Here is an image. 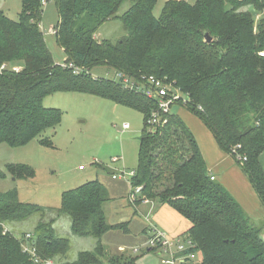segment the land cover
<instances>
[{
  "label": "trees",
  "instance_id": "trees-1",
  "mask_svg": "<svg viewBox=\"0 0 264 264\" xmlns=\"http://www.w3.org/2000/svg\"><path fill=\"white\" fill-rule=\"evenodd\" d=\"M54 1L58 21L52 33L66 61L90 70L107 65L137 79L153 75L172 85L186 99L178 105L198 117L233 156L264 205L259 161L264 151V15L255 30L254 12L247 9L252 4L264 12V0H165L158 16L159 0ZM127 2L128 9L120 13ZM45 8L42 0H21L18 18L12 19L0 7V145L19 147L37 139L54 146L44 133L61 124L62 111L44 105L49 94L86 93L135 108L144 115V127L132 184L142 186V193L135 202L129 193L128 202L137 204L144 197L187 218L186 236L195 242L199 264H264V221H254L222 183L211 179L184 118L170 112L150 130L146 120L158 107L155 101L115 78L75 75L63 68L42 29ZM111 19H119L126 34L116 41L94 37ZM6 170L16 179L35 175L26 164L8 163ZM108 200L107 187L98 179L63 191L58 208L23 202L17 189L0 192V264H36L10 229L36 216L34 230L26 232L36 236L44 258L60 264H137V256L112 254L103 243L110 230L128 232L126 222L109 223ZM63 214L70 217L74 236L95 239L94 247L75 259L68 257L70 239L55 227Z\"/></svg>",
  "mask_w": 264,
  "mask_h": 264
},
{
  "label": "rangeland",
  "instance_id": "rangeland-1",
  "mask_svg": "<svg viewBox=\"0 0 264 264\" xmlns=\"http://www.w3.org/2000/svg\"><path fill=\"white\" fill-rule=\"evenodd\" d=\"M164 1L159 0L155 8L154 13L157 16L160 15ZM187 1L194 3L196 0ZM129 5L127 2L120 13L126 11ZM0 7L10 18L17 19L21 0H0ZM57 21V6L55 1L51 0L44 9L42 29L46 30V41L55 61L63 64L66 53L57 43L51 30ZM96 34L94 37L99 40L105 38L116 41L126 34V30L119 19H111L105 22ZM91 72L94 76L112 78L115 70L107 65H99L91 69ZM43 103L46 107L62 111L61 124L47 129L44 133V136L53 140L54 146L47 147L37 139L19 147L1 144L0 172H5L6 175L0 176V192L17 189L23 202L58 208L63 191L95 179L102 182H118L112 178L113 172H120L123 168L128 172L136 169L139 139L144 127V115L141 111L111 99L79 92L49 94L44 97ZM172 112L182 117H194L187 108L179 105H174ZM125 123L130 127L122 132V125ZM116 156L121 159L112 162V158ZM8 163L29 165L34 169L35 175L29 179H16L6 170ZM81 165L85 170L79 169ZM108 201L106 204L110 206L112 201ZM37 218L38 216L15 223L10 229L22 236L24 232L34 230ZM57 219L55 227L59 235L71 241L68 252L70 259H75L80 251L94 247V238H81L72 234L68 215L63 214ZM109 250L111 253L117 251L112 245ZM125 253L130 255L132 250ZM157 254L152 252L144 255L139 264H156L155 259L158 260L157 264H161ZM200 259L201 255L196 252L188 264H198Z\"/></svg>",
  "mask_w": 264,
  "mask_h": 264
},
{
  "label": "crops",
  "instance_id": "crops-1",
  "mask_svg": "<svg viewBox=\"0 0 264 264\" xmlns=\"http://www.w3.org/2000/svg\"><path fill=\"white\" fill-rule=\"evenodd\" d=\"M183 118L200 144L210 174L227 188L254 221H264V205L233 156L219 147L211 131L198 117L194 115L193 118L189 116ZM119 159L121 158L119 157ZM259 161L264 168V151L260 154ZM80 170H85V168ZM114 173L116 172H113L112 175ZM117 181H101L103 184H107L111 199L109 201H112L110 206L105 205L109 223L126 222L128 224V232L114 229L103 236L102 240L107 250L110 249L111 245L116 248L117 251L112 254H116L118 251L120 254L125 253L131 249L130 255L137 256V264H139L144 255L155 252L145 248L149 237L147 227L150 226V223L156 225L169 238L187 235L191 223L177 210L167 204H159L152 200L149 203H129L127 195L130 192V185L124 180L117 179ZM157 255L160 259L159 253ZM155 263H158L157 259H155Z\"/></svg>",
  "mask_w": 264,
  "mask_h": 264
},
{
  "label": "built area",
  "instance_id": "built-area-1",
  "mask_svg": "<svg viewBox=\"0 0 264 264\" xmlns=\"http://www.w3.org/2000/svg\"><path fill=\"white\" fill-rule=\"evenodd\" d=\"M50 1L51 0H42V4L47 6ZM247 1L249 0H238V2L242 3ZM247 9L254 12L256 29L258 22L264 15V12L255 11V8L252 4L250 6L247 5ZM52 32L55 33L56 31L52 30ZM60 65L63 68L70 70L75 75L92 74L89 68L78 65L73 61L65 60V62ZM4 67L5 66L3 65L2 68ZM14 70L18 71L19 68L14 67ZM112 78L120 81L124 88L138 92L157 103V110L154 109L150 117L146 120V127L150 130H154L162 123V121H164L163 117L165 114L172 112L174 105H178L179 102H186V99L182 98L179 91L175 90L172 85L165 83L163 80L153 75L148 77L143 76L140 79H137L125 74L124 72L115 70L114 77ZM129 127V124H123L122 131L127 130ZM240 159L244 161L246 160V157H240ZM119 160L120 159L117 156L112 158V162H118ZM79 168L83 169V166L81 165ZM135 174V169L131 170L130 172H128L126 169H123L122 171L116 172L112 175L113 179H119L128 182L130 185L129 193L132 199L131 201L133 202H135L137 196L141 195L142 193V186L132 184V178L135 176ZM211 179H216V177L211 175ZM141 199L144 203L150 202V200L147 198L141 197ZM148 231L149 237L147 239L145 248L158 252L161 264H188L189 261L193 260L197 251H194L196 245L192 238L188 236L169 238L152 223H150V228ZM18 237L20 238V244L23 252L26 253L36 264H60L52 258H44L40 255L37 248L36 236L32 232H26L22 236Z\"/></svg>",
  "mask_w": 264,
  "mask_h": 264
},
{
  "label": "water",
  "instance_id": "water-1",
  "mask_svg": "<svg viewBox=\"0 0 264 264\" xmlns=\"http://www.w3.org/2000/svg\"><path fill=\"white\" fill-rule=\"evenodd\" d=\"M205 36H206L207 41L211 40V37H210V35L208 33H206Z\"/></svg>",
  "mask_w": 264,
  "mask_h": 264
}]
</instances>
